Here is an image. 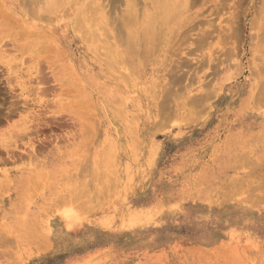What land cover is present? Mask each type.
<instances>
[{
  "label": "rangeland",
  "instance_id": "374dc122",
  "mask_svg": "<svg viewBox=\"0 0 264 264\" xmlns=\"http://www.w3.org/2000/svg\"><path fill=\"white\" fill-rule=\"evenodd\" d=\"M61 1L0 0V264H264V0Z\"/></svg>",
  "mask_w": 264,
  "mask_h": 264
},
{
  "label": "bare ground",
  "instance_id": "6f19581e",
  "mask_svg": "<svg viewBox=\"0 0 264 264\" xmlns=\"http://www.w3.org/2000/svg\"><path fill=\"white\" fill-rule=\"evenodd\" d=\"M122 1V0H121ZM121 1H120V3H121ZM134 1L135 0H125V9H124V11L122 12V15H120V19H121V22H122V27H123V29H124V31L123 32H125L124 33V35H126L125 36V39H126V41H127V43L130 45V46H133L134 48L135 47H138V46H140V43H142V42H149V41H152L153 39H155V37H157V34L159 33V32H162V31H165V30H167L168 28H169V26L178 18V16L180 15L181 16V14L186 10V8H187V0H152L153 2H152V6H151V8L150 9H146V10H144L143 11V14L139 17L138 16V14L140 15V12L139 13H137V9L135 8V6H134ZM62 2H64V1H61V0H48V6H49V8H50V10H55L56 11V8H58V6H61V5H59V3L60 4H62ZM67 2V1H66ZM70 2H73V1H70ZM91 3L92 2H94V4H96V3H98V2H96V1H93V0H91L90 1ZM89 2V0H88V3H90ZM96 2V3H95ZM137 2V1H136ZM88 3L86 2V4L84 5V6H86V5H88ZM123 3V2H122ZM81 6V5H80ZM79 6V7H80ZM96 6H98L97 4H96ZM42 7V6H41ZM83 7H81V9H82ZM87 8H89V5L88 6H86L85 7V11H87ZM93 8H94V6H93ZM99 8V11H100V7H98ZM90 9L92 10V7H91V5H90ZM123 9V8H122ZM121 9V10H122ZM139 9V8H138ZM45 10H46V7H45ZM94 10V9H93ZM92 10V11H93ZM53 11H51L53 14H54V12ZM99 11H97V12H99ZM81 12V11H80ZM94 12V11H93ZM93 12H90V15L92 16V14L91 13H93ZM79 13V12H78ZM96 12H94L93 13V15L95 14ZM80 14H82V13H80ZM80 14H78V16L80 15ZM101 16H99V15H97V17H95L96 19H98L99 17H101V20L104 18V13H103V11L102 12H100L99 13ZM106 14V13H105ZM76 15V14H75ZM52 15H50V17H51ZM77 16V17H78ZM95 16H96V14H95ZM76 17V16H75ZM74 17V18H75ZM75 18V24L76 25H78L80 22H82V21H80L79 22V17L78 18ZM52 18V17H51ZM54 18V17H53ZM108 18V17H107ZM106 18V19H107ZM92 19H93V16H92ZM81 20V19H80ZM99 20V19H98ZM97 20V21H98ZM101 20H99V22H101ZM84 21H86L85 23H84V25L86 24V27H85V29L87 28V26L88 27H91V26H89V23H90V21L88 20V19H85ZM92 21V20H91ZM96 21V22H97ZM107 21V20H106ZM77 22V23H76ZM83 23V22H82ZM92 23L93 24H95L94 23V20H93V22H91L90 23V25H92ZM102 23V22H101ZM100 23V24H101ZM107 23H109V21L107 22ZM97 24V23H96ZM104 24V23H103ZM103 24H101V25H103ZM80 25V24H79ZM98 25V24H97ZM100 25V26H101ZM108 25H110V23L108 24ZM115 25V24H114ZM115 27V26H114ZM113 27V28H114ZM93 28H94V25L90 28V29H92V31H93ZM96 28V27H95ZM100 27H98L97 26V29H99ZM102 29H104L103 27H101ZM95 30V31H100V30ZM86 30H89L88 28L86 29ZM107 30V29H106ZM80 31V30H79ZM85 30H83L82 31V35L84 34L85 35V32H84ZM92 31H91V33H92ZM81 32V31H80ZM84 32V33H83ZM88 32H90V31H87L86 33H88ZM108 32V31H107ZM119 32V31H118ZM117 33V32H116ZM34 34V33H33ZM101 34V32L99 33V34H96L97 36L98 35H100ZM118 34V33H117ZM119 34H120V32H119ZM118 34V35H119ZM121 34H123V33H121ZM87 35V34H86ZM103 35V34H102ZM124 35H123V37H124ZM41 36V35H40ZM88 36H89V33H88ZM158 38H160L159 36H158ZM157 38V40H159ZM103 39V38H102ZM101 39V40H102ZM120 39V38H119ZM124 39V40H125ZM97 40H98V37H97ZM156 40V39H155ZM156 40V41H157ZM126 41H124V42H126ZM99 42H101V41H98V43ZM128 45V46H129ZM142 45V44H141ZM155 45V44H154ZM127 46V45H126ZM111 47V46H110ZM141 47V46H140ZM112 48V47H111ZM126 48V47H125ZM127 49H129L128 47H127ZM126 49V50H127ZM131 49V48H130ZM134 51V49L132 48L131 49V51ZM110 52H111V50H110ZM117 52V51H116ZM127 52H129V51H127ZM135 52H137V51H135ZM107 53H109V52H107ZM139 53V52H138ZM118 54V53H117ZM131 56H132V53H129ZM112 55H115V53L114 54H112ZM112 55H111V57H112ZM134 55H136L135 53H134ZM125 56H127V55H125ZM125 56L124 57H122L123 58V62H124V60L126 59L125 58ZM104 57H105V55H104ZM114 58V57H113ZM127 58H129V57H127ZM133 58V57H132ZM129 59H131V58H129ZM128 59V60H129ZM134 60H135V58H134ZM126 62H127V59L125 60ZM136 61V60H135ZM117 62V61H116ZM119 63H121L120 61H118ZM130 63V62H129ZM125 64V63H124ZM127 64V63H126ZM135 64V63H134ZM122 65V64H121ZM131 65L129 64V67H130ZM71 67V66H70ZM134 68H135V65H134ZM134 68H132V69H134ZM134 73L136 72L135 71V69H134V71H133ZM139 72V71H138ZM137 74V73H136ZM229 77V76H228ZM88 98V97H87ZM119 100H121V99H119ZM122 101V100H121ZM85 102V101H84ZM122 104H124V102L122 103ZM8 112V111H7ZM10 113V112H9ZM48 124V123H47ZM49 125V124H48ZM128 127V126H127ZM130 131V130H129ZM129 133V132H128ZM135 133V132H134ZM130 135V134H129ZM262 135V134H261ZM151 137V136H150ZM131 138H133V137H131ZM135 138V137H134ZM150 145V144H149ZM156 148H157V146H156ZM99 153V152H98ZM107 154V153H106ZM99 155V154H98ZM103 156V155H102ZM99 157V156H98ZM97 161H99V160H97ZM105 161V160H104ZM151 161V160H150ZM111 162V161H110ZM98 163H102V162H98ZM106 167V166H105ZM103 168V167H102ZM109 168V167H108ZM95 169V168H94ZM106 169V168H105ZM93 170V169H92ZM93 172H95V171H93ZM106 172V171H105ZM104 172V173H105ZM91 173V172H90ZM107 173H108V171H107ZM112 173V172H111ZM94 173H92V175H93ZM32 175V174H31ZM109 176V175H108ZM94 178V177H93ZM112 177H110L109 179H111ZM108 179V178H107ZM99 180V179H98ZM91 182H92V180H90ZM100 181V180H99ZM114 182V181H113ZM112 182V183H113ZM93 183V182H92ZM91 183V184H92ZM108 183H110V182H108ZM84 184V183H83ZM84 185H86V184H84ZM94 185V184H93ZM100 185H101V181H100ZM82 186V185H81ZM80 186V187H81ZM87 186V185H86ZM103 186V185H102ZM111 187H112V185H110ZM31 187V186H30ZM84 187V186H83ZM83 187H81L82 188V190L83 189H85V187L83 188ZM88 187V186H87ZM86 187V188H87ZM91 187V186H90ZM89 187V188H90ZM105 187V186H104ZM81 188H79L80 190H81ZM89 188H87V189H89ZM87 189H85V191L87 190ZM81 190V191H82ZM84 191V192H85ZM89 191V190H88ZM96 191V190H95ZM109 191V190H108ZM105 193V191H103V194ZM109 193V192H108ZM96 194V193H95ZM70 195V194H69ZM100 195H101V193H100ZM71 196V195H70ZM76 196V195H75ZM92 196V195H91ZM96 196V195H95ZM99 196V195H98ZM72 197V196H71ZM74 197V196H73ZM83 197V196H82ZM87 198H90V196L89 197H87ZM86 198V199H87ZM75 199H77V198H75ZM75 199L73 198V200L75 201ZM72 199H70V201H71ZM72 200V202H74ZM90 200H92L91 198H90ZM77 201H79V199L77 200ZM81 203H83L84 204V202H80V204ZM65 204V203H64ZM81 206H83V205H81ZM75 207V206H74ZM85 207V206H84ZM84 207H82V209L84 208ZM60 208V207H59ZM73 208V207H72ZM79 208V207H78ZM76 210V209H75ZM78 210V209H77ZM80 210H81V207H80ZM81 211H83V210H81ZM91 211V210H90ZM145 211V210H144ZM84 212H87L85 209H84ZM89 212V211H88ZM77 217V216H76ZM76 217L75 216H73V215H71L70 214V212L68 213V212H66V210L64 211H61L60 212V215H59V219H60V221L62 222V224H63V226L65 227V228H67L68 230H71V231H75V230H77V228H78V223H77V221H76ZM130 219L131 218H129L128 220L130 221ZM57 222V221H56ZM133 222V221H132ZM53 226H55V225H53ZM52 226V227H53ZM54 229V228H53ZM45 231L47 232V233H51V228H49V227H46V229H45ZM45 232V233H46ZM44 233V234H45ZM47 233H46V235H47ZM8 239V238H7Z\"/></svg>",
  "mask_w": 264,
  "mask_h": 264
}]
</instances>
